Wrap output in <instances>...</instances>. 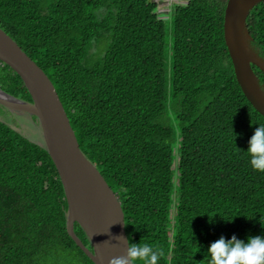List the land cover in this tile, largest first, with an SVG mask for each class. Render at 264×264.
<instances>
[{"label": "trees", "instance_id": "trees-1", "mask_svg": "<svg viewBox=\"0 0 264 264\" xmlns=\"http://www.w3.org/2000/svg\"><path fill=\"white\" fill-rule=\"evenodd\" d=\"M225 2L181 0L166 19L172 0H0V29L52 83L128 243L162 249L159 264H208L221 236L264 237V172L247 152L264 118L235 80ZM246 26L264 57V0ZM0 89L30 101L1 61ZM66 208L45 148L0 122V264H94Z\"/></svg>", "mask_w": 264, "mask_h": 264}, {"label": "water", "instance_id": "water-1", "mask_svg": "<svg viewBox=\"0 0 264 264\" xmlns=\"http://www.w3.org/2000/svg\"><path fill=\"white\" fill-rule=\"evenodd\" d=\"M150 1L161 3L163 0ZM177 1L172 0V4L177 5ZM261 1L263 0H226L222 28L235 80L246 100L264 118V87L252 68L253 65L264 73V57L252 48V38L246 26L250 10ZM166 11L167 9L163 12ZM165 17L167 19L166 15ZM0 61L19 76L30 96L28 102L0 89V93L9 99L0 97V105L12 111H24L37 120L43 139L42 146L48 153L63 188L67 204V234L94 264H109L113 257L125 255L127 237L118 198L79 149L66 114L46 74L1 29ZM75 222L85 233L90 249L75 235Z\"/></svg>", "mask_w": 264, "mask_h": 264}, {"label": "clouds", "instance_id": "clouds-1", "mask_svg": "<svg viewBox=\"0 0 264 264\" xmlns=\"http://www.w3.org/2000/svg\"><path fill=\"white\" fill-rule=\"evenodd\" d=\"M247 152L253 169L264 172V126L256 127L249 140ZM125 242L126 254L113 257L109 264H135L136 261L159 264L164 256L162 249L153 248L149 244H129L127 239ZM207 253L210 257L208 264H264V237H249L244 242L235 235L227 240L221 236L210 244Z\"/></svg>", "mask_w": 264, "mask_h": 264}, {"label": "rangeland", "instance_id": "rangeland-1", "mask_svg": "<svg viewBox=\"0 0 264 264\" xmlns=\"http://www.w3.org/2000/svg\"><path fill=\"white\" fill-rule=\"evenodd\" d=\"M180 4L181 0L177 1ZM175 5V4H174ZM167 6V5H166ZM173 4L167 9L168 16ZM0 122L16 130L29 141L43 145L41 130L37 120L24 111H12L0 105Z\"/></svg>", "mask_w": 264, "mask_h": 264}, {"label": "bare ground", "instance_id": "bare-ground-1", "mask_svg": "<svg viewBox=\"0 0 264 264\" xmlns=\"http://www.w3.org/2000/svg\"><path fill=\"white\" fill-rule=\"evenodd\" d=\"M0 97L3 98V99H7V100H9L8 97H5V96H4L3 94H1V93H0ZM12 102H14V103H16V104H19V103L16 102V101H12Z\"/></svg>", "mask_w": 264, "mask_h": 264}]
</instances>
